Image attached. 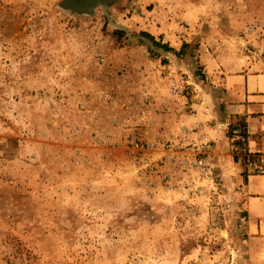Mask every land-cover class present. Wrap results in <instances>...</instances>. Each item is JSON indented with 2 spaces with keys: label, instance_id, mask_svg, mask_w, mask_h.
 Listing matches in <instances>:
<instances>
[{
  "label": "rangeland",
  "instance_id": "1",
  "mask_svg": "<svg viewBox=\"0 0 264 264\" xmlns=\"http://www.w3.org/2000/svg\"><path fill=\"white\" fill-rule=\"evenodd\" d=\"M250 61L264 0H0V264H240Z\"/></svg>",
  "mask_w": 264,
  "mask_h": 264
},
{
  "label": "crops",
  "instance_id": "2",
  "mask_svg": "<svg viewBox=\"0 0 264 264\" xmlns=\"http://www.w3.org/2000/svg\"><path fill=\"white\" fill-rule=\"evenodd\" d=\"M258 66L250 61L246 67L226 74L221 83L223 96L219 99L227 119L244 118L248 152L260 151L252 135L264 130V63ZM236 182L241 185L238 209L242 217L237 223L240 264H264V175L247 174L243 182L238 176Z\"/></svg>",
  "mask_w": 264,
  "mask_h": 264
},
{
  "label": "trees",
  "instance_id": "3",
  "mask_svg": "<svg viewBox=\"0 0 264 264\" xmlns=\"http://www.w3.org/2000/svg\"><path fill=\"white\" fill-rule=\"evenodd\" d=\"M69 9H74V6H69ZM118 33L123 34V31L122 30H118ZM141 35H142V37L147 38L148 40H150L153 43L154 47H158V48H162V49L164 48L165 50H171L166 45H161L159 43H156L149 34L141 33ZM235 118H238V117L235 116ZM239 122H240V125L239 124L238 125L230 124L229 131L231 133L234 132V131H237L238 132L237 134L242 138L241 141H236L235 145H245L246 142H247V137H248L247 136V131H246V123L244 121H239ZM248 157H249V161H251V159H256L258 162H264V155H261L259 153H256V154H253V155H248ZM236 160H237L236 157H234V161H236Z\"/></svg>",
  "mask_w": 264,
  "mask_h": 264
},
{
  "label": "built area",
  "instance_id": "4",
  "mask_svg": "<svg viewBox=\"0 0 264 264\" xmlns=\"http://www.w3.org/2000/svg\"><path fill=\"white\" fill-rule=\"evenodd\" d=\"M212 141L208 137H204L199 143H193L192 147L200 154H206L210 151ZM261 168V167H260Z\"/></svg>",
  "mask_w": 264,
  "mask_h": 264
},
{
  "label": "bare ground",
  "instance_id": "5",
  "mask_svg": "<svg viewBox=\"0 0 264 264\" xmlns=\"http://www.w3.org/2000/svg\"><path fill=\"white\" fill-rule=\"evenodd\" d=\"M81 2H82V1H81ZM81 2H80V3H81ZM77 4H78V3H77ZM71 5H72V4H71Z\"/></svg>",
  "mask_w": 264,
  "mask_h": 264
}]
</instances>
